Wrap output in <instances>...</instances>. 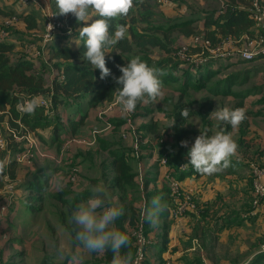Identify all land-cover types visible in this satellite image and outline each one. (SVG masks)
Instances as JSON below:
<instances>
[{
	"label": "crops",
	"instance_id": "0c3cea01",
	"mask_svg": "<svg viewBox=\"0 0 264 264\" xmlns=\"http://www.w3.org/2000/svg\"><path fill=\"white\" fill-rule=\"evenodd\" d=\"M152 1L155 3V0ZM176 1L178 0H158V7L171 10ZM191 3L193 5L185 7L184 13L174 14L176 10L183 9L184 6H180L167 18L178 23L194 20L197 30L205 29L200 33L209 39V33L214 32L215 27L203 28L205 18L217 14L224 7L248 12L251 0H191ZM0 7L16 12L23 8L14 0H0ZM94 16L95 14L88 24L94 21ZM19 27L23 29L22 26ZM251 31L253 25L249 29ZM243 34L229 38H241ZM220 37L216 34L212 36L218 40ZM182 38L179 45L190 43L188 36ZM78 43V39H69L62 40L59 44L72 49ZM19 48H16V52L23 50L25 53V48ZM47 59L45 54L44 61ZM213 61L227 60H210L205 66L214 63ZM248 64L262 66L260 73L255 74L252 80L246 74L251 66ZM234 66H243V82H231L224 91L227 95L220 90L214 95H232L235 98L234 107L239 108L236 104L241 102L246 111V120L237 129L229 125L227 130L226 123L219 126L225 133H230L238 144L237 154L231 157V166L221 173H198L180 181L181 187L195 197L197 204L194 214L182 218H172L168 213L167 181L176 173L168 164L160 162L162 139L158 137L157 129L156 133H151L146 128L151 123L155 124V128H161L163 115L166 117L165 111H157V106L147 108L148 105L141 102L134 112L126 113L116 97L94 107L89 106V98L84 109L77 104L83 98L81 97L46 110L52 125L37 129L36 134L33 132L39 142L37 155L30 164L15 163L13 177L5 175L0 187V204L5 200H12L8 219L2 221L3 216L0 217V222H3L0 224V264H54L56 256L60 257L58 264H68V257L72 253L81 255L83 264H112L111 260L106 259V253L98 256L78 249V242H72L68 231V227L73 225L71 217L76 206L86 201L92 195V189L101 182L123 206V215L116 221L117 227L121 230H124L125 224H130L133 229L138 225L143 227L148 242L145 248L146 264H257L253 261L263 254L260 246L264 242V206L250 205L252 186L249 177L250 164L264 162V91H261V87L264 89V57L229 64L224 69ZM221 67L223 66H218L215 71L207 69L206 74L214 72L218 75ZM182 72V69L176 68L168 75L164 74L168 81L163 87L169 85L179 95L186 83ZM50 76L51 71L48 70L43 76L45 84L49 83ZM179 79L180 82L175 83ZM219 83L216 84V89L219 88ZM242 85L247 86L249 92L252 90L250 100L247 98L248 93H244L242 89L239 88L237 93L233 91L234 87ZM211 87L215 91L214 85ZM194 92L197 91L189 88L184 94ZM191 111L192 117L196 114L200 116L203 127L201 132L208 125V134L211 135L212 120H209L210 125L206 124L199 112ZM148 113L149 120L146 118ZM171 121L172 119L170 123ZM0 125L7 129V119ZM54 125L58 127L57 139L54 136ZM192 134L189 139L200 132L192 130ZM118 157H124L129 172L133 175L130 185H125L124 191H120L115 185L113 161ZM189 159L188 157L185 161L188 162V167L194 169ZM73 167H76V173L72 182L69 178ZM58 174L63 176L64 186L61 190H53L54 177ZM153 197H160L161 203L166 206L154 227L143 223L141 216L144 203H150ZM56 223L59 228L55 229ZM43 233L48 234L54 252L37 249L36 244L41 242ZM64 235L69 239L68 253L58 240ZM61 249L64 255L60 254ZM262 261L264 263V259Z\"/></svg>",
	"mask_w": 264,
	"mask_h": 264
},
{
	"label": "trees",
	"instance_id": "16d2710c",
	"mask_svg": "<svg viewBox=\"0 0 264 264\" xmlns=\"http://www.w3.org/2000/svg\"><path fill=\"white\" fill-rule=\"evenodd\" d=\"M150 1L151 0H134V7L130 10L127 16L118 17L110 21V24L112 25L110 31L114 32L116 25L124 24L127 27V32L122 41L115 46L106 49V51L109 52L106 54V67L111 70L112 75L103 80L100 79L99 69H93V66L84 56V52L86 51L84 46L86 38H81L78 30H72L71 26L69 27L66 25L73 24V27L77 29L86 26V24L77 21L72 14H69L67 20L64 21L66 24L64 23L63 26L69 27L70 30L65 31L64 34H60L59 32L56 33L53 41L44 48L48 59L55 60V62L51 64L52 70H50L51 76L48 84H45L43 80V76H45L49 70L45 64L47 60L44 61V56L42 58L33 59L32 55L26 51L25 53L23 50L16 52L17 47L29 49L31 46L35 45L34 43H29L30 41H27L30 34L29 31H35V26L38 22L35 6L32 4V6H30L29 3H26L23 0H17V2L23 7L19 12L0 7V33L4 34V36H1L0 34V123L6 118L8 128L18 136H22L25 132H30L35 138H37L33 132L36 134L37 129H44L52 125V121L48 119L46 111L50 107L53 108L64 101L78 99L85 95H90L88 104L92 107L100 103L112 101L116 97V89L120 87L113 79V77H119L121 75L118 66H126L127 62L134 57H140L149 66L161 69L163 74L166 75L178 68V64L172 63L171 60H169L165 66H161L168 60V58H166L165 61H158L156 63L157 66H153L154 64L151 56L152 47H164L157 34L164 35V39H169V36L174 33L185 37H192L197 34L196 32H201L205 29H201V31L197 30L198 27L197 25H194V20H185L179 23L177 21H172L174 23L168 25L164 29L150 26L149 23L151 22V17L153 15L150 10ZM263 4L264 0L261 2V5ZM27 7L32 8L27 10ZM58 10L59 9L56 7L54 10L51 9L53 13L58 12ZM98 18V16H94V20ZM4 23H7V25L5 26ZM15 25L22 26L23 30L19 31L13 29L12 26ZM202 25L203 28L206 29H209L210 26L215 27L214 32L209 33L211 36L209 37L210 41L215 43L220 41V39L212 38L214 34L220 35V38H227L243 33H251L249 32V29L253 25V22L249 18L248 12L224 7L221 11L219 10L217 14H211L205 18ZM60 32H62V30ZM41 37L42 33L38 37V42L41 40ZM69 39H78V45L72 49L60 46L59 43L62 42V40ZM6 40L9 42H4ZM201 67L202 66L197 68H180L183 71L182 76L184 78V83L186 82L184 89L180 91V96L186 92L188 86L195 91L207 88V85L216 73H208L205 77L202 75L194 77L195 80L193 84H191L192 77L190 76V71L200 70ZM207 89L213 95L217 93V91H214L211 86H208ZM224 94L227 95L226 92H224ZM35 96L47 99L49 102V108L45 109L37 107L33 115L22 113L19 110V105L23 101ZM209 98V96L204 97L199 102V105L202 103L201 107L207 110L202 116V120L206 124H209L208 116L210 113L209 110L212 106ZM262 100L264 101V97H262ZM236 105L239 108H243L241 102H238ZM185 108L190 110V108L185 105L176 104L172 106L171 117L172 120L175 119V125L171 128L172 134L170 137L164 139L160 137L162 139L159 150L160 156L166 158V164H168L169 167L173 169L174 173H176V177H173L177 179L179 185L180 181L185 177L198 174V172L190 166H184V164H186L185 160L188 159L187 153L190 148H188V146L182 147L180 142H188L189 137L192 134V130L186 128V123L191 110L186 118L181 116V111ZM224 123L225 122H221L219 126ZM19 125L22 126L21 131H19ZM226 125L228 130L229 124L226 123ZM208 127L209 126L207 125V128ZM146 128L149 132L156 133L155 124L151 123ZM53 131L55 139H57V125L53 126ZM24 143V140L17 142L11 137L7 138V150H0V160H5L6 151H17L19 147L22 149ZM37 143L39 145L38 140ZM14 164L15 162L7 164L3 174H0V187L3 184L5 175H8L11 178L13 177ZM113 165L116 171L115 185L120 191H124L126 188L125 185H130L133 175L129 172V166L124 157L116 158L113 161ZM182 166H184V168L181 169ZM180 189L183 193H188L196 204V199L192 194L184 190L181 185ZM253 198L254 196L251 192V203ZM167 201L168 209L170 204L169 196ZM251 203L250 205H252ZM260 205L264 206V204ZM249 213L250 210L248 211L247 216ZM190 214L194 213H189L188 215ZM72 224V226L68 227V231L71 235L72 242L77 243L75 237L78 228L74 223ZM263 244L264 242L261 246ZM132 250L133 245L131 238L130 247L122 249L121 254L123 255L129 251L132 254ZM105 253L106 259L111 260L112 262L113 253L110 250ZM262 259H264V253L259 255L257 260L253 262H257V264L262 262V264H264ZM142 264H146V256Z\"/></svg>",
	"mask_w": 264,
	"mask_h": 264
},
{
	"label": "clouds",
	"instance_id": "9594fccd",
	"mask_svg": "<svg viewBox=\"0 0 264 264\" xmlns=\"http://www.w3.org/2000/svg\"><path fill=\"white\" fill-rule=\"evenodd\" d=\"M56 6L60 15L72 14L77 21L84 22L86 26L79 29V36L86 38L84 56L93 66L99 69L100 79L112 75L106 67V49L115 46L122 41L127 32L124 24H118L115 31L110 29L111 20L127 16L134 7V0H56ZM98 16L92 23L87 22ZM49 31L52 25L48 24ZM51 37V36H50ZM121 75L113 77L119 85L116 90V100L122 105L126 113L135 111L138 103L158 102L163 98V85L160 76L161 69L149 66L140 57H134L126 66H118ZM39 107L38 101L33 98L23 101L19 105L22 113L33 115ZM190 110L181 111L182 117H187ZM217 121L229 124L237 129L246 120L244 108L230 109L223 107L210 113ZM175 125L173 119L168 128ZM182 147H187V141H181ZM238 151V144L230 133L223 130L209 135L208 130L195 138L187 155L189 163L200 174L213 175L226 170L231 166V157ZM8 161L0 160V174H3ZM64 186V178L58 174L54 177L53 190H61ZM166 206L161 203L160 197H153L150 203H144L141 209L142 222L149 226H156L159 215ZM123 215V206L118 203L107 187L101 182L92 189V195L84 202L79 203L72 213V221L77 226L76 241L78 249L88 254L95 253L102 256L105 252L113 253L112 264H134L132 254H121L122 249L131 245V235L135 230L130 224L124 225V230L117 227L116 221ZM60 254L64 255L63 249ZM68 264H83V257L72 253L68 257Z\"/></svg>",
	"mask_w": 264,
	"mask_h": 264
},
{
	"label": "built area",
	"instance_id": "2783aa9c",
	"mask_svg": "<svg viewBox=\"0 0 264 264\" xmlns=\"http://www.w3.org/2000/svg\"><path fill=\"white\" fill-rule=\"evenodd\" d=\"M26 3L32 4L35 8L44 15V31L41 40L36 46H31L25 51L32 55L33 59L42 58L45 54L44 48L49 45L56 33L64 34L69 31V27H64L53 15L52 11L46 7L44 12L40 8L39 0H23ZM263 0H251L248 9L249 18L253 22V31L248 34L241 35V38L230 39L222 38L218 42H211L210 39L203 34H195L189 37V44L179 45L175 52L176 61L179 65L185 66L184 68H197L205 65L210 60H235V61H252L259 57H264V4L261 5ZM47 4V1L45 2ZM44 4V5H45ZM44 7V6H42ZM45 8V7H44ZM48 24L53 27L49 31ZM62 30V32H60ZM4 36V34H2ZM51 36V37H50ZM35 98L39 107L48 109L49 102L44 97ZM27 99V100H30ZM26 100V101H27ZM20 110V109H19ZM20 130L22 126L19 125ZM5 134L2 133L0 128V150H7V138L11 137L15 141H25L24 147L17 149V151H6L8 163H22L30 164L32 159L37 155V140L30 132H25L22 136H18L9 128L5 129ZM20 149V151H19ZM160 162L166 164V158H161ZM184 166L181 167V169ZM70 180H73L76 173V167L71 168ZM250 181L252 186V206L256 207L264 204V162L262 164H251L250 166ZM167 188L169 190L170 204L168 206L169 214L172 218H182L189 213L196 212V204L191 199L188 193H183L177 179L169 177L167 181ZM3 205V204H2ZM9 206V205H8ZM7 206V207H8ZM5 208H0V217ZM134 234H131L133 245V261L134 264H142L145 259V248L148 245L144 229L141 225L134 228ZM260 252L264 253V244L260 248Z\"/></svg>",
	"mask_w": 264,
	"mask_h": 264
},
{
	"label": "rangeland",
	"instance_id": "374dc122",
	"mask_svg": "<svg viewBox=\"0 0 264 264\" xmlns=\"http://www.w3.org/2000/svg\"><path fill=\"white\" fill-rule=\"evenodd\" d=\"M14 1L17 2V0H14ZM33 1L34 0H30V2H33ZM46 1H47V4H45ZM38 3L40 4L41 10H43L44 12L46 11V7L50 10L51 9L54 10L55 7L57 8V6L55 5V0H39ZM158 5H159L158 0H155V3L152 0L150 1V6H151L150 10L153 13V15L151 17V22L149 23V25L154 26V27H160V28L164 29L168 25H172L174 23L172 21H169V18H167L168 16H171V12H173L176 8H180V6H184L183 9L176 10V12L174 13L176 15H180L181 13H184L183 10L185 9V7H191L193 4L191 3V0H178L173 4V7H172L173 9H171V10H167V9L158 7ZM30 6H32V5H30ZM42 6H44L45 8ZM31 8L32 7H27V10H30ZM35 12L37 13L36 17L38 20V22L35 26L36 30L33 32H30L29 38H27V41H30L29 43H34V44H36V42H37V44H38V37L44 31L45 20H44V15L42 13H40V11L35 9ZM69 14L60 15L59 10H58V12L53 13V15L56 16L55 18L57 20H59L62 25H64V23H65L64 21L67 20V18H68L67 16H69ZM4 25L6 26L7 23H4ZM66 25H68L69 27L71 26L72 30L73 29L78 30V32H79L80 28H77V29L74 28L73 24H66ZM12 28L15 30H19V31L23 30L19 27V25L12 26ZM196 33L199 34L200 32H196ZM157 35H158L161 43L164 45V47L163 48H161L160 46L159 47H152L151 56H152V62L154 64L153 66H157L156 63L158 61H165L166 58H168V60L166 62H164L161 66H165L169 62V60H171L172 63H174V64L175 63L178 64L174 54L176 52V49L178 47H180L179 44L183 40L182 36L180 34L174 33L173 35L169 36V39H164V35H161L159 33ZM1 36H3V35L1 34ZM4 42H9V41L6 40ZM21 48H23V47H20L19 50H21ZM54 62H55V60L47 59L45 64L49 70H52L51 64ZM213 62L214 63L210 62L211 63V64L209 63L210 65L207 64L208 66H205V65L202 66V68L200 70H191L190 71V76L192 77L191 78V80H192L191 84H193V82L195 80L194 77H198L199 75H205L207 73L206 72L207 69H209L210 71H215L218 66H223V67H221V69H219L220 71H219L218 75H215L212 77L211 81L207 85V88H208V86L214 85V88L216 91L220 90V92H224L228 89V86H229V84H231V82L233 84H235V82H243V77L245 74L243 66H234L231 68L227 67L226 69H224L225 68L224 66L229 65V64L240 63V61L229 60V61H225V62H220V61H218V62L213 61ZM252 64H255V63H252ZM248 65H251V64H248ZM177 67H178L177 69H180V68L185 67V66H181L178 64ZM261 69H262V66L251 65L249 70L248 71L246 70V74H247V77L249 78V80L254 79L255 74L260 73ZM163 75L160 76V79L162 81V85L166 84V81H168ZM180 80L181 79H179L175 83L180 82ZM219 81H221V83H219ZM218 83H219V88L216 89V84H218ZM189 88H191V87L188 86L187 90ZM207 88H204L203 90H200V91H197L194 93L182 94L180 96V94L178 95V93L175 92V90L170 88L168 85L167 87H163L164 95H163L162 99H160L158 102L146 103L145 105H148L147 108H153L154 106H157V111L162 110V111L166 112L165 113L166 117L163 115L164 121H163L162 125L160 126L161 128H156L158 137L166 138V137H170L172 134L171 128H168V127L170 125V119H172L171 110H172L173 105L180 104V105L188 106L190 108V110L192 109V110H194V112H199L201 114V116H203L205 114V112H207V110L205 108L201 107L202 103L199 105V102L203 97L209 96L210 97L209 99L212 103L211 109L209 110L210 113L213 112L215 109H220L223 107H228L230 109L235 108L234 107L235 103L233 102V100L235 99L234 96L229 95L228 97H222V95H219V94L213 95L212 93H209ZM239 88L242 89V91L244 93H248L247 98L250 100V97L253 94L252 90H250V92H249L248 87L245 85H242L241 87H237V86L234 87L233 91L237 93ZM261 91L262 92L264 91V89L262 87H261ZM89 98H90V95H85L83 98H81L77 102L78 106L81 109H84L87 105V101ZM114 104H116V102ZM80 112H82V111L80 110ZM146 118L149 120V118H150L149 113H148ZM190 118H192V119H190ZM188 120L189 121L186 124L187 129L193 130L195 132L196 131H199V132L202 131L203 127L201 125L200 116H198L196 114L192 117V111H191L190 115L188 117ZM209 120H212V123H213L211 135H214L217 131H221V129L219 128V123H220L219 121H217L211 115H209ZM0 128H1L2 133L5 134L6 130L3 129V127H1V125H0ZM60 136L62 137V134ZM197 136L198 135H194L189 139L188 146L191 147V145L194 143V140ZM187 164H188V162H186V164H184V166L187 167L188 166ZM73 180H74V178H73ZM73 180H71V181L73 182ZM16 204H17V202H16ZM10 205H12V200L11 201L5 200L3 202V205H2V203L0 204V208H2V207L5 208L4 211L2 212V215H3V218L1 219L2 221H4L6 218L8 219V214H10V212H11ZM47 209H50V208H47ZM168 213H169V211H168ZM186 216H188V215H186ZM0 224H3V222H0ZM56 227L59 228L57 223L54 224L55 229H56ZM39 230L41 231V229H39ZM38 234H39V232H38ZM46 234L47 233H43L41 235V242L37 243L36 247L39 251L44 250V251H49L50 253L54 252L55 249L51 244V240L49 239L48 234L47 235ZM58 240H59L60 244L63 246V249L68 253L70 244H69V239L66 237V235L60 236L58 238ZM197 245H198V243H197ZM37 254H38V252H37ZM7 260L9 261V258ZM59 261H60V257L56 256L54 264H58L57 262H59Z\"/></svg>",
	"mask_w": 264,
	"mask_h": 264
}]
</instances>
